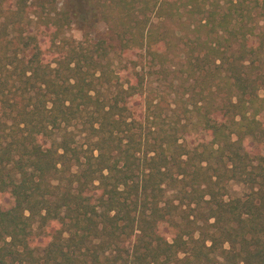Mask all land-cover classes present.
Wrapping results in <instances>:
<instances>
[{
	"label": "trees",
	"instance_id": "trees-1",
	"mask_svg": "<svg viewBox=\"0 0 264 264\" xmlns=\"http://www.w3.org/2000/svg\"><path fill=\"white\" fill-rule=\"evenodd\" d=\"M92 1L0 0V264H264V0Z\"/></svg>",
	"mask_w": 264,
	"mask_h": 264
},
{
	"label": "rangeland",
	"instance_id": "rangeland-1",
	"mask_svg": "<svg viewBox=\"0 0 264 264\" xmlns=\"http://www.w3.org/2000/svg\"><path fill=\"white\" fill-rule=\"evenodd\" d=\"M46 5L47 10L54 13L55 16L65 17L63 30L66 36L81 38L86 35L94 40L104 39L113 45L116 44L114 36L101 21L92 0H48ZM261 117L264 119V111L261 113ZM243 191L244 188L240 185L231 186L232 195L240 194ZM185 222V219H181L179 225L182 226Z\"/></svg>",
	"mask_w": 264,
	"mask_h": 264
}]
</instances>
